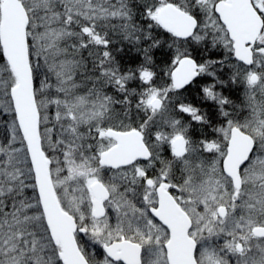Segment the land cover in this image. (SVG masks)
Listing matches in <instances>:
<instances>
[{"label":"snow or ice","instance_id":"snow-or-ice-1","mask_svg":"<svg viewBox=\"0 0 264 264\" xmlns=\"http://www.w3.org/2000/svg\"><path fill=\"white\" fill-rule=\"evenodd\" d=\"M0 264H264V0H0Z\"/></svg>","mask_w":264,"mask_h":264}]
</instances>
